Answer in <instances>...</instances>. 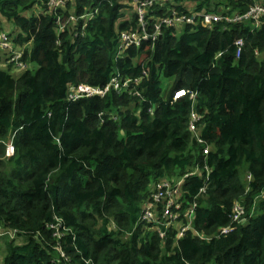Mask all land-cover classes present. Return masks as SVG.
Segmentation results:
<instances>
[{
  "label": "trees",
  "instance_id": "16d2710c",
  "mask_svg": "<svg viewBox=\"0 0 264 264\" xmlns=\"http://www.w3.org/2000/svg\"><path fill=\"white\" fill-rule=\"evenodd\" d=\"M44 1L0 0V29L1 19L14 22V43L28 44L23 60L38 65L15 74L0 51V227L17 232L0 237V264H264V18L257 28L251 21L165 28L153 46L116 59L118 32L136 26L126 3L75 0L77 15L98 11L84 29L78 21L75 37L69 23L56 45L52 12L25 15ZM254 1L170 0L155 5L151 20L172 9L243 13ZM238 38L244 45L236 57ZM115 68L142 76L144 99L110 91L67 100L70 85L102 86ZM161 77L172 80L165 95ZM180 88L196 91L195 101L171 102ZM192 104L206 157L188 129ZM12 133L15 153L6 158L3 141ZM205 158L209 180L193 228L213 236L230 223L236 201L245 224L210 239L193 230L177 239L171 228L161 239L155 229L134 227L155 182L179 178ZM204 182L200 168L185 179L183 196L191 201ZM53 216L73 232L60 243L70 263L53 248L46 227Z\"/></svg>",
  "mask_w": 264,
  "mask_h": 264
},
{
  "label": "built area",
  "instance_id": "2783aa9c",
  "mask_svg": "<svg viewBox=\"0 0 264 264\" xmlns=\"http://www.w3.org/2000/svg\"><path fill=\"white\" fill-rule=\"evenodd\" d=\"M99 1V4H101L103 1L112 2L113 0ZM119 1L127 4L125 9H127L130 14L133 13L136 15V26L135 28L118 32L116 59L121 57L122 53L127 49L139 47L142 43L149 42L153 46L165 28L188 24L191 26L201 25V27L212 29L216 23L222 22L231 24L243 21H251L253 28H257L260 26L262 18H264V0H255L243 13L227 14L225 11L228 9L224 6H221L223 10L217 13L205 9L191 10L189 13H179L172 9L168 13L154 17L153 20H151V18L154 16L153 11L155 5L158 3H167L170 0ZM74 2L75 0H45L43 2L44 8L52 12L55 16L56 45H60L59 36L65 31L69 23L70 26H74L72 29V36L75 37V35L77 36L79 34V32H76L78 21H83L80 28L84 29L87 22L94 17L99 8L96 6L77 15ZM219 10H221V8H219ZM59 11H61V13ZM64 11L68 13V15H65ZM234 45L236 47V57H239L244 45L243 39H236ZM27 46L28 44L18 45L14 43L12 36H10L7 31L0 29V51L4 52L6 56L5 63L13 66L17 70L19 69L21 73L28 69L27 63L22 58ZM114 70L109 80L102 86H92L85 83L70 85L66 93L67 100L74 101L83 97L103 98L110 91H114L118 94L126 93L130 96L144 99L138 88L142 76L129 78L125 77L118 68ZM142 74L145 75L146 72L143 70ZM183 97H187L193 103L197 97V92L177 89L172 95L171 102ZM150 111L152 112L151 109ZM102 115L103 113H99L101 121H103ZM200 120L201 115L193 109L192 104L189 111L188 129L195 135L194 137L197 142L202 145V153L204 157H206L209 153V146L206 145L205 141L201 138L199 133H197V125ZM13 136L14 134L12 133L6 141H3L5 144L4 157L6 158L12 157L15 153ZM200 168L205 172V182L192 197V200L189 201L183 196V184L186 178L196 175ZM209 174L210 167L205 158L201 167L198 163L195 165L194 169L186 172L179 178H162L155 182L152 186L153 188L151 189L149 199L142 206L134 227L142 225L149 229H155L161 239L166 238L170 228L175 229L177 239L183 237L188 230H193L195 235L199 238L210 239L212 237L229 234L236 229L238 224H245L247 222V217L244 216L245 206L241 201H236L232 206L230 223L220 227L213 236L205 237L193 228L192 223L195 217L197 200L206 193ZM249 179L248 176V180ZM260 196H264V190H262ZM46 227L56 240V244L53 248L58 252L60 261L62 259L64 263H70V258L65 253L60 243L61 240L69 238L70 236L71 239H74L71 228L63 223L62 218L58 216H53V221L48 223ZM16 233L14 229H3L0 227V237L7 236L9 239H12ZM33 235L34 237H38L39 233L36 232L33 233Z\"/></svg>",
  "mask_w": 264,
  "mask_h": 264
},
{
  "label": "rangeland",
  "instance_id": "374dc122",
  "mask_svg": "<svg viewBox=\"0 0 264 264\" xmlns=\"http://www.w3.org/2000/svg\"><path fill=\"white\" fill-rule=\"evenodd\" d=\"M214 1H218V0H214ZM219 1L223 2L224 0H219ZM43 10H44V6L39 5V3H36V5L32 8V10L27 11L25 13V15H28V14H31V13L34 14V15H39L41 12H43ZM1 28L4 31H7V32L11 33L12 35H15L17 33V30H18V28H17V26H16V24L14 22L3 20V19H1ZM179 33H180V31L178 30L177 35H179ZM27 66H28V69H30L32 72H34L37 69V67H38V65L35 62H30V63L27 64ZM171 84H172V80L171 79H168V78H165V77H161V93L163 95H165L167 93L168 88L170 87ZM181 89L182 88H180L179 90H181ZM120 133L122 134L123 132L120 131ZM245 168H246V165L243 164L241 166V172L243 170H245ZM24 240H25V238L24 239L19 238V239L16 240V243H21ZM4 254H5V249H3V247L1 246L0 247V263H1L2 259H3ZM209 264H214V263H213V261H211Z\"/></svg>",
  "mask_w": 264,
  "mask_h": 264
},
{
  "label": "crops",
  "instance_id": "0c3cea01",
  "mask_svg": "<svg viewBox=\"0 0 264 264\" xmlns=\"http://www.w3.org/2000/svg\"><path fill=\"white\" fill-rule=\"evenodd\" d=\"M12 71H13V73L15 72V74H18V75L21 73L20 70L19 69L17 70L16 68L15 69L13 68Z\"/></svg>",
  "mask_w": 264,
  "mask_h": 264
}]
</instances>
